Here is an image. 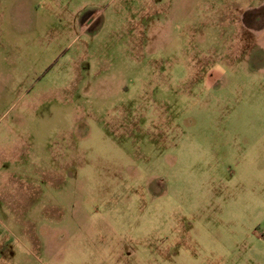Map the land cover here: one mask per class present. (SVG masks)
<instances>
[{
	"label": "rangeland",
	"instance_id": "rangeland-1",
	"mask_svg": "<svg viewBox=\"0 0 264 264\" xmlns=\"http://www.w3.org/2000/svg\"><path fill=\"white\" fill-rule=\"evenodd\" d=\"M258 29L264 0H0V264H264Z\"/></svg>",
	"mask_w": 264,
	"mask_h": 264
},
{
	"label": "crops",
	"instance_id": "crops-1",
	"mask_svg": "<svg viewBox=\"0 0 264 264\" xmlns=\"http://www.w3.org/2000/svg\"><path fill=\"white\" fill-rule=\"evenodd\" d=\"M256 34H260L258 36H256V41L257 39L259 40L260 38H263V34H264V29H258L256 31H254ZM260 45H262L264 47V42H261ZM255 64H258L259 67H255L254 71L255 72H264V58L261 59H257ZM258 80H257V86H260L261 88H264V75H258L257 76ZM256 86V87H257ZM258 88V87H257ZM262 108H263V112H264V99L262 100ZM263 126H264V122H263ZM264 131V130H263Z\"/></svg>",
	"mask_w": 264,
	"mask_h": 264
}]
</instances>
